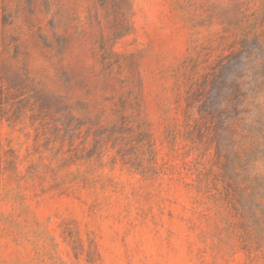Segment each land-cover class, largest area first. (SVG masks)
Masks as SVG:
<instances>
[{
	"label": "rangeland",
	"instance_id": "obj_1",
	"mask_svg": "<svg viewBox=\"0 0 264 264\" xmlns=\"http://www.w3.org/2000/svg\"><path fill=\"white\" fill-rule=\"evenodd\" d=\"M0 264H264V0H0Z\"/></svg>",
	"mask_w": 264,
	"mask_h": 264
},
{
	"label": "trees",
	"instance_id": "obj_2",
	"mask_svg": "<svg viewBox=\"0 0 264 264\" xmlns=\"http://www.w3.org/2000/svg\"><path fill=\"white\" fill-rule=\"evenodd\" d=\"M225 66L222 64L216 71L202 84L199 93L194 98L193 102H199L200 119L194 127V133H199L204 137L206 135L207 143L216 144V153L218 158H222V134L220 129L223 121L217 115L219 106L213 102L217 95H220V88L218 87L221 81L222 70Z\"/></svg>",
	"mask_w": 264,
	"mask_h": 264
}]
</instances>
